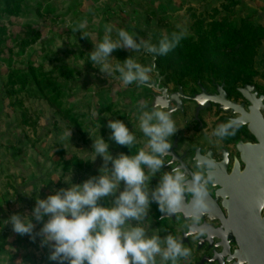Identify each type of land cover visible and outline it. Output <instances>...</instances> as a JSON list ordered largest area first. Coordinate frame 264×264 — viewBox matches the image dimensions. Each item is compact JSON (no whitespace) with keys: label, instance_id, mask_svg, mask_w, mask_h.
Returning <instances> with one entry per match:
<instances>
[{"label":"rangeland","instance_id":"1","mask_svg":"<svg viewBox=\"0 0 264 264\" xmlns=\"http://www.w3.org/2000/svg\"><path fill=\"white\" fill-rule=\"evenodd\" d=\"M83 21L81 32L69 28ZM105 25L113 26V38L124 29L154 43L178 31L177 25L187 29L174 50L154 61L170 92L181 87L193 96L198 83L211 89L214 81L224 83L232 99L245 84L264 95V0H0V264H55L41 237L21 236L4 220L13 213L31 218L37 196L44 199L99 175L103 161L95 159L93 139L102 136L114 157L135 155L146 146L138 105L148 106L150 94L135 83L123 86L118 73L107 78L89 60ZM82 32L88 38H81ZM111 55L113 64L128 56L151 63L150 54L116 50ZM183 105L184 115L173 116L178 132L170 138L178 137L181 152L191 149L196 133L193 104ZM217 115L214 109L203 113L205 126ZM110 119L124 121L134 132L132 151L109 140ZM69 128L70 140L61 141ZM160 218L153 204L142 226L149 234L181 239L191 223L180 216ZM33 223L35 234L42 222L33 218ZM184 246L192 254L179 264H200L205 250L197 251L196 238Z\"/></svg>","mask_w":264,"mask_h":264},{"label":"clouds","instance_id":"2","mask_svg":"<svg viewBox=\"0 0 264 264\" xmlns=\"http://www.w3.org/2000/svg\"><path fill=\"white\" fill-rule=\"evenodd\" d=\"M86 23L83 21L76 27L69 25V28L81 32ZM176 27L178 31L162 35L154 43L151 38L144 39L124 29H117L113 38V26L105 25L102 42L93 43L89 60L107 78L118 73L123 86L133 83L138 87L150 86L156 57L167 55L187 35L182 25ZM81 38H88V33L82 32ZM116 50L150 54L153 62L142 64L128 56L122 63L113 64L110 57ZM138 108L139 128L147 138L145 147L138 149L135 155L121 152L114 157L102 136L93 139L95 159L99 156L103 161L99 175L82 184L60 188L44 199L37 196L31 218L13 213L4 220L21 236L27 235L32 240L41 237V246L49 248L48 259L55 264H179L180 260L191 256V250L177 236L149 234L142 225L153 204L163 218L180 214L190 197L188 228L195 232L193 225L207 208L208 185L214 180L213 162L196 157L194 163L198 171L191 176L181 166L165 171V157L172 148L170 138L178 132L172 111L163 106L149 110L144 103ZM96 115L98 112L94 111L93 116ZM239 126L238 119H230L219 125L213 135L222 139L234 136ZM107 127L111 130L109 140L132 151L137 138L124 121L110 119ZM71 135L69 128L60 139L70 140ZM153 179L156 180L154 186ZM33 218L42 222L35 234Z\"/></svg>","mask_w":264,"mask_h":264},{"label":"water","instance_id":"3","mask_svg":"<svg viewBox=\"0 0 264 264\" xmlns=\"http://www.w3.org/2000/svg\"><path fill=\"white\" fill-rule=\"evenodd\" d=\"M162 79L159 71L155 69L154 84L149 88L155 89L158 94L153 95L151 108L163 106L164 109H168L171 101L174 100L177 104L175 110L181 109V100L176 98L177 96L173 95L168 99L167 89L160 84ZM238 91L245 100L251 103L249 107L251 114L255 111L256 124L252 121L249 122L248 130L256 136L259 144L238 146V150L243 154L246 152V155L251 157V161L246 162L243 173L233 172L224 186L225 195L222 198V207L225 209L227 217L218 219L220 226L213 228L206 219L210 224L217 219L210 216L205 219L203 215H200L201 225H193L195 232L189 231L187 226V231L181 234V240L184 245L189 243L190 238H196L197 251H202L205 246L207 249H211L212 258L208 260L209 263L264 264V217L261 216L264 209V119L261 113H264V96H259L256 99L258 93L252 85H245ZM202 92L205 93V90L202 89ZM180 94L178 93V95ZM212 101L228 111V102L217 99ZM205 107L206 105L198 110ZM234 113L237 114V112ZM238 120L240 121V119ZM175 161L172 160V162ZM185 203L186 207L180 214L160 219L169 218L175 221L176 216L180 215L182 220L190 221V207L187 206V199ZM204 211L208 212L207 209ZM204 261L205 259L202 258L200 264H204Z\"/></svg>","mask_w":264,"mask_h":264},{"label":"flooded vegetation","instance_id":"4","mask_svg":"<svg viewBox=\"0 0 264 264\" xmlns=\"http://www.w3.org/2000/svg\"><path fill=\"white\" fill-rule=\"evenodd\" d=\"M162 82L163 79L160 82L161 85ZM152 84H154V78L151 85ZM244 86L240 88H243ZM143 88H145L146 93L150 94L149 96L151 102L148 105V109L150 110L151 105L153 103V95L158 94V92L153 88L150 89L149 86H143ZM198 88L199 92L194 94L193 96H186L181 87H178L177 90L171 92L167 90L168 99L174 95L175 97L177 96L176 98L181 100V109L175 110L177 104L174 100L171 101L170 107L168 109H165L172 111V119L174 114L176 113H179L182 116L184 115L183 101L189 100L193 104V115L191 118V122L196 125V133L192 139V147L190 150H184L181 152L179 148L178 137H174L171 140L172 148L170 150V154L165 157L166 165L164 170H170L172 167L181 166L188 173V175L191 176L194 172L198 171L194 163V159L196 157L210 159L213 162L212 173L214 175V180L208 185V197L206 208L208 212L204 211L201 215H203L205 219L207 216L217 219V221H214L212 224H210L209 221L206 219L209 225H211L213 228H217L218 226H220V222L218 221V219L222 217H227V213L222 207V198L225 195L224 186L226 185L229 176L236 171H238L239 173H243L246 168V162L251 161V157L247 156L246 152H244L243 154L241 151H239L238 146L241 147V145L245 144H259V141L256 136L248 130L249 122L252 121L256 124V114L255 111L251 114L249 109L251 103L245 100L243 96L239 93L238 89L240 88L235 89V92L238 95L236 99H232L230 97L227 91V86L224 83L217 84L216 82L212 81L211 89H207L203 87L200 83H198ZM202 89L205 90V93L202 92ZM256 92L258 93L256 99H258L259 96H264L260 94L257 89ZM178 93L181 94L178 95ZM214 99L223 102H228V111H225L224 108L220 107V105L215 104L212 101ZM205 105L206 107L204 109L198 110V108H202ZM212 109H214V112L218 115L216 117L215 122L208 128L205 126V121L202 119L201 115L205 112L211 111ZM234 112H237V114H235ZM261 113L264 119V113ZM234 118L240 119V126L234 136H229L222 139L213 135L214 130L219 125L224 124L230 119ZM242 121H246L248 123H243ZM205 129H209L210 132H208L204 137ZM172 160L176 161L172 162ZM189 200L190 197L187 199V201ZM178 216L180 215H177L176 218ZM261 216L264 217V209L261 212ZM201 223L202 220H199L196 224L201 225ZM203 250H205V255L202 256V258L205 259L204 264H217L215 262H208V260L212 258V250L207 249L206 246L203 248Z\"/></svg>","mask_w":264,"mask_h":264},{"label":"trees","instance_id":"5","mask_svg":"<svg viewBox=\"0 0 264 264\" xmlns=\"http://www.w3.org/2000/svg\"><path fill=\"white\" fill-rule=\"evenodd\" d=\"M232 36H234V35H229L228 37H229V38H232ZM226 43H227V42H226Z\"/></svg>","mask_w":264,"mask_h":264}]
</instances>
